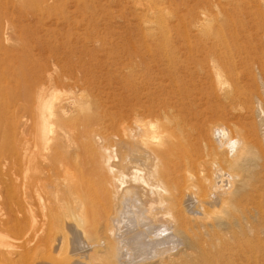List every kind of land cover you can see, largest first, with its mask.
Here are the masks:
<instances>
[{"label":"bare ground","instance_id":"6f19581e","mask_svg":"<svg viewBox=\"0 0 264 264\" xmlns=\"http://www.w3.org/2000/svg\"><path fill=\"white\" fill-rule=\"evenodd\" d=\"M25 1L40 14L51 8L19 3ZM139 1V25L151 31L152 41L173 26L193 27L199 35L192 49L210 61L204 89L209 114L192 104V82L158 80L148 70L122 80L47 72L44 84L21 89L14 128L0 133L1 140L12 137L9 144L0 141V206L6 210L0 230L29 220L34 229L16 245L0 240V264H226L230 252L241 250L242 238L259 239L261 100L252 105L242 97L246 114L260 117V134L256 124H249L253 136L212 123L240 97L236 71L238 65L249 69L250 55L264 89V0L255 1L252 52L222 43L224 27L243 26L224 23L227 0H204L187 17L163 10L164 0ZM10 149L12 158L3 159Z\"/></svg>","mask_w":264,"mask_h":264},{"label":"rangeland","instance_id":"374dc122","mask_svg":"<svg viewBox=\"0 0 264 264\" xmlns=\"http://www.w3.org/2000/svg\"><path fill=\"white\" fill-rule=\"evenodd\" d=\"M20 1L23 2V0H0V133L14 128L18 92L21 89L24 91L28 86L44 84L49 77L48 74L50 76L65 74L80 79L93 77L98 80H122L135 78L141 74L144 76L148 70L149 76L151 74L158 80H167L171 76L179 82H192V104L204 114H209L206 108L208 99L204 89L206 71L211 70L210 66L207 67L210 61L201 58L199 51L203 55V50H197L195 47L192 49V45L199 37L193 27L184 31L183 27L180 29L178 26L171 27L170 32L163 30L159 38L163 46H160L159 39L152 41L149 34L151 31L143 29L142 32L140 28L135 9L139 0H34L39 6L50 4L49 11L43 14L33 10L30 3L25 1L20 4ZM206 1L217 2V0ZM234 1L225 2L230 10L228 9L229 15L224 23L230 25L241 21L243 26L238 27L236 31L229 26L224 27L222 43L237 44L252 52L257 30L256 0H238L237 6H234ZM163 2L161 6L163 10L166 8L168 11H176V14L187 17L193 15L195 10L200 11L198 7L205 1L164 0ZM215 13L214 10L210 12V14ZM167 36L169 41L166 43ZM252 56L248 57L252 65L249 69L240 67L236 61L238 65L236 73H240L238 75L239 83L241 82L238 84L240 97L234 99V102H227L226 113L220 117L221 120L216 119L212 123L221 122L223 126L230 127L233 133H237L241 128L244 133L248 131L250 134L249 124H256L255 132L260 134L259 121H257L260 117H256L255 113L246 114L244 108L248 102L245 99L242 101L244 95L250 100L253 99L252 105L259 99L264 108V89L255 73L256 67L253 66ZM225 73L230 75L229 71ZM58 88L61 93L66 90V87L61 85H58ZM209 101L212 104L217 103L215 99ZM256 139L258 145L261 144L260 141L264 142L260 135ZM2 140L0 138V141L9 144L12 137ZM12 151L10 149V154L7 156L1 154L2 158H12ZM4 209L0 206V218H3V215L5 217ZM262 210L264 211V208ZM30 221L32 220L18 223L19 225L13 227L12 232L10 229L2 228L1 236L3 233L5 236L6 233L9 234L3 238L0 236V240L6 238V241L1 240L2 243L4 242L3 246L5 242H8V245L12 243L16 245L21 236L31 233L29 230L32 231L34 225L29 224ZM258 227L262 230H257L259 239L253 236L242 238L241 250L230 252L232 260L227 261L226 264H264V227L263 229L260 225ZM11 237L13 240L8 239ZM251 249H254L255 255ZM64 255L62 253L61 256Z\"/></svg>","mask_w":264,"mask_h":264}]
</instances>
